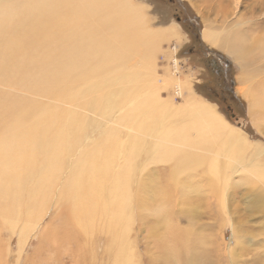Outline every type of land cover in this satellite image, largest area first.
I'll return each instance as SVG.
<instances>
[{"label":"bare ground","instance_id":"obj_1","mask_svg":"<svg viewBox=\"0 0 264 264\" xmlns=\"http://www.w3.org/2000/svg\"><path fill=\"white\" fill-rule=\"evenodd\" d=\"M20 1L0 0V70L2 69L1 50L6 51L7 47L10 48L13 44L17 45L18 42L28 37V31L31 32L34 29L33 34L40 31V25L44 24L46 19L53 17L61 4V0H25L30 3L24 8L30 10L24 11L20 6L15 5ZM67 1L71 3L75 12L85 8L81 2L90 5L88 4L89 7L85 11L68 15L71 17L67 16L72 28L63 37L66 49L61 50L60 53L45 52L40 55L38 52L40 40H34L29 48L25 46L22 67L28 75L35 73L39 82L47 75L49 77V73L55 74L50 72L53 69L50 67V62L68 68L67 75L70 76L63 78L62 84L50 85L47 78V82L40 87L39 91L55 93L59 90L62 94L69 89L67 85L71 83V80L78 83V78H81L85 84L80 89H84L91 96V100L104 102L108 112L114 113L116 110L120 112L121 104H128L130 108L127 113L123 114V111L119 113L121 121L127 124L132 121L139 133H142L143 129L146 130V132L143 131L144 133L155 135L159 133L156 138L158 141L152 146L150 154L154 157L158 153L157 161L172 162L176 176H178L177 173L180 176L182 172H185L182 175L198 177L189 186H194L195 192L204 194L203 197H198L199 202L195 203L196 199H190L185 190H181L184 185L179 188L182 192L181 198L179 195V201L181 200V203L185 204L183 206L186 211L203 210L204 202H208L211 195H217L216 198L224 197L227 195V190L232 192L238 190L237 187L241 184H245L252 187L258 186L261 190L260 192L255 189L260 193L251 195L253 203L249 200L252 204L248 205L246 210H250L251 213H264V191L261 188L264 180V146L262 144L250 142L245 130L232 125L215 109L214 105L200 98L193 97L185 107L180 108L173 103H168L160 94H157V89L142 98L139 96L149 80L150 84L151 80L155 78L158 82L156 66L152 61L156 43L164 39L166 35L179 36L175 25L168 28L148 26L144 4H136L134 0ZM254 1L255 5H264V0ZM239 2L236 0L235 3ZM101 10L106 16L100 18L98 23L100 25H95V18ZM36 17L44 19V21H39V23L35 21L33 25L25 24L26 18ZM243 18L227 24L220 30H216L214 27L212 29V23L206 20L210 29H207L205 38L211 45L223 47L232 54L240 68L244 69L241 72L247 70L248 73L253 74L259 71L264 73V41L252 30L253 27H243ZM57 38L51 40L55 47H59ZM257 49L259 52H255ZM135 56H137L138 62H141L139 67L131 62ZM74 61L79 65L73 67ZM40 65H44L45 68H37ZM145 65L147 66L146 76L144 74ZM248 73L245 76L242 75V78L240 76L238 78L242 82L243 92L247 96L250 95L249 112L263 133L264 80H258L253 84L251 81L262 74L249 77ZM170 77L171 75L166 80L172 81L173 78L170 79ZM178 85L182 90L184 83L178 82ZM185 87L189 94L192 93L191 84L187 83ZM67 97L69 96L67 95ZM24 102L31 106L26 100ZM1 104L0 95V218L13 230H15L16 222L23 220L19 230L18 252L14 254V257H21L25 246L29 243L31 232L43 217V211L52 203L49 202L51 194L56 187H60L61 198L55 204L61 206L58 205L61 208L59 218L62 221L52 224L53 227H50L47 237L43 238L42 243L47 241L48 245H54L62 241V246H65L68 242L72 245L75 240L92 242L98 239L95 230L98 227H105L108 243L118 245L120 248L115 260L121 264H133L131 250H128L130 247L126 233L129 229L127 222L132 216L135 204L134 198H132L133 176L136 172L135 159L145 148V143H141L143 139L140 137L142 140H139L129 132L110 127L104 128L96 121L88 122L83 118L76 117L70 109L63 108L59 112L60 118L63 117L64 121L56 137L37 143L36 124L40 117L47 114L48 111L43 109L27 128L24 127L26 121L22 119L20 122L15 123L14 121L15 124L7 130L5 128L1 130V124L6 116V110L1 107ZM92 105L93 108H97L94 103ZM14 108L20 110L21 105L14 106ZM19 113L18 111L15 117ZM170 121L173 123L171 122V124ZM174 121L177 122V125L174 124ZM74 126H79L82 130L85 128V135H87L88 129L98 127L100 135L95 142L83 149L73 166L68 167L64 160L60 162L61 166L68 168L69 176H66L61 172L59 159L68 147H73L83 138V136L75 134ZM154 128H159V130ZM32 138L36 143L30 144ZM124 149L131 151L126 159L129 164L121 166L119 158ZM221 159H225L224 162L218 163ZM70 164L72 163L70 162ZM234 165L238 166L234 167ZM173 171L168 179H172V175H175ZM171 176L172 178H170ZM144 180L146 181V179ZM145 181H140V185L136 191L134 190L136 194L143 188L153 191L154 184H147ZM174 181V184L169 182L167 188L173 186L172 189L176 191L177 185ZM202 185L205 187L202 188ZM157 188L159 190V187ZM248 188L242 194V198L245 200ZM174 190L170 191V195ZM220 190L222 191L219 192ZM157 193L155 195L159 194ZM24 194L27 195L26 198H24ZM139 200H136L137 208L141 209ZM158 200L157 198L155 201L157 204H153L157 221H154L155 225H152L151 232L156 227H161L164 234L169 236L173 242L165 246L161 241L157 245H160L161 248L160 246L159 248L165 251L166 259L177 252L179 258L184 256L186 264L193 263L194 261L188 255L200 257L202 255L199 250L201 248H195L198 243L195 233L182 231L178 226L169 225L165 220L168 215V212L164 211L166 204H162ZM144 206L148 208L147 205ZM235 210L238 209L235 208ZM173 225L175 224L173 223ZM211 227L216 228L213 225L206 228L212 230ZM203 234L206 238L201 241L207 243V234ZM211 235L212 243L208 250L215 247L220 250L224 247L225 243L221 239L216 240L218 238L215 237V239L213 234ZM71 236L77 237L71 238ZM234 237L239 240L236 235ZM5 248L10 253L9 244L5 242L4 245L1 241L0 251ZM61 249L58 247L54 251ZM207 254L209 255V253ZM206 255L204 254V256ZM207 261L210 264L214 262L212 259Z\"/></svg>","mask_w":264,"mask_h":264},{"label":"rangeland","instance_id":"obj_2","mask_svg":"<svg viewBox=\"0 0 264 264\" xmlns=\"http://www.w3.org/2000/svg\"><path fill=\"white\" fill-rule=\"evenodd\" d=\"M134 1L136 4H144L143 8L144 12H146L148 26L153 28H168L169 26L174 27L175 25L179 33V36L166 35L164 39L156 43V50L152 61L156 66L158 82L155 78L151 80L152 83L150 84L149 80L146 87H143L144 89L139 94L140 98L157 89V94H160L168 103H173L180 108L185 107L191 98H200L214 105L215 109L232 125L245 130L250 142H259L264 146V128H262V133L250 114V95L248 94L247 96L243 92L241 86L242 82L238 78V76H240V78L243 77L242 75L245 76L248 71L241 72L244 69L242 70V68H240L232 54L228 53L223 47L211 45L205 38L207 29H210L208 22L206 24V20L212 23V29L214 27V29L220 30V28L225 27L227 24L236 22L237 19L244 17L242 20L243 27H253L252 30L260 35V38L264 41V5H255L254 0H237L240 1L238 4L235 3L236 0H205L206 2L204 0ZM29 3L30 2L21 0L20 2H16L15 5L20 6L24 11H29L30 9L24 8L26 5H29ZM81 3L85 7L81 11H85L90 5L86 2ZM81 11H73L69 1L61 0L57 12L53 17L46 19L44 24L42 23L40 25V31L34 34V29L31 30V32L28 31V37L18 42L17 45L13 44L10 48L7 47L6 51L1 50L2 69L0 70V95L2 99L1 107L6 110V116L1 124V130L4 128L7 130L17 121H22V119L26 121L24 122V127L27 128L31 121L35 120L43 109H46L48 113L42 115L36 124V140L37 143H39L45 139L56 137L64 121L63 117L60 118L59 110L67 108L70 109L76 117L83 118L88 122L96 121L104 128L110 127L126 133L129 132L135 135L139 140L143 139L141 143H145V148L135 159L136 172L133 176L134 182L132 184V198H134L135 204L132 216L127 222L129 229L126 233L128 236L126 239L129 241L130 247L128 250H131L130 253L133 256V264L137 262L138 264H186L184 256L179 258L177 252L169 258H165V251L160 249L161 246L159 245V248L157 243L162 241L166 246L171 244L173 240L164 234L163 228L156 227L155 230L151 232L152 225L154 226L157 221L155 218L157 215L155 211H153L155 206L153 204H157L155 202L157 198L162 204H166L164 205V211L168 212V215L165 217V220L169 225L173 227L178 226L182 231L195 233L198 241L195 248H201L198 249L201 251L202 255L201 257L192 254L188 255V257L194 261L191 264H210L207 261L209 259L214 261L213 264H264V213H251L250 210H246V208L249 207L248 205L253 203L251 195L261 192L258 186L252 187L245 184H241L239 187L235 186L239 189L232 192L227 190V195H225L227 198H224L225 196L216 198L217 195H211L208 202H204L203 210H197V212L186 211V208L183 206L185 204H182L181 200L179 201V195L180 198L182 195L181 190H185L188 197L190 196V199H196L195 203L199 202L197 200L198 197L204 196L201 192H195L194 189L196 188L194 186H189L194 182L193 180L198 177L193 178L189 175H182V173H185L182 172V176L180 175L184 178L182 179L178 173V176H176V171H173L172 162L157 161L158 153L154 157L150 154L152 146L158 141L156 138L159 133H156V135L153 133H144L143 131L146 132L144 129L142 133H139L132 121H130L129 124L121 121L119 113L123 111V114H126L130 108L128 104H121L120 112L117 110L114 111V113H112V111L108 112L104 102L91 100V96H89L84 89H80L85 84V81L81 78H78V83L71 80V83L67 85L69 89L65 90L62 94H60L59 90L55 93L52 91H39L40 87L47 82V78L50 85L62 84L64 81L63 78L70 76L67 75V66L62 67L60 64H53L50 62V67L53 68L50 72L55 74L49 73V77L47 75L40 79V82L35 73L28 75L23 69L22 57L23 53L26 51L25 46L29 48L34 40H40L38 49L40 55L45 52L60 53L61 50L66 49L63 37L66 36L65 34L72 28L71 22H69L67 16L78 14ZM105 16L106 15H104L101 10L95 18V25H100L98 24L100 18H105ZM35 21L39 23V21L43 22L44 19H39L38 17L26 18L25 24L33 25ZM54 38H57L56 41L59 47L52 45L51 40ZM158 38H161V36H158ZM15 49L16 51H14ZM255 52H259V50L257 49ZM131 62L135 63L136 67H139L141 64V62H138L137 56H135ZM77 65H79V63L74 61L73 67ZM40 67L45 68L44 65H40L37 68ZM146 67L145 65V76L147 73ZM61 69L63 70L60 71ZM74 72L77 73L76 71ZM261 74V79L258 77L251 81V83L255 84L258 80H264V73L260 71L256 74L249 72V77ZM170 75V79L173 78V80H166ZM178 82L184 83L182 90L178 87L180 86ZM187 83L191 84L192 93L190 94L189 91H187V87H185ZM67 95L69 97H67ZM25 100L29 102L31 106H28L24 102ZM92 103H94L97 108H93ZM17 105H21L20 110H15L14 106ZM18 111L20 113L15 117ZM171 122L173 123V121H170V123ZM174 124L177 125V122L174 121ZM73 128L75 134L80 137L83 136V138L80 142H76L73 147H68L66 152L63 153L59 159V165L62 168L61 172L66 176H69L68 168L66 166H61L60 162L64 160L68 167H71V165L73 166L74 162H77V157L83 152V149L91 145L92 142H95L100 135L98 127L88 129L86 131L87 135H85V128L84 130L79 126H74ZM157 130H159V128ZM140 137L142 139H140ZM32 142H35L33 138L30 144ZM130 152L131 151L128 149H124L121 152L119 158L121 166L129 164V161L127 162L126 159ZM224 160L225 159H221L218 163H223ZM70 162L72 164H70ZM235 166L238 165H234V167ZM171 171L175 173V175H172L173 178L176 180L178 179L179 182L178 180L177 182L176 180H172V176L170 177L172 179H168ZM144 179H146V181ZM142 180L147 184H154V192L143 188L138 190L136 194L134 190L136 191ZM173 181L177 185L176 191L172 189L173 186L167 188L169 182L172 184ZM258 184L260 183L258 182ZM261 185L260 187L263 188L264 191V180ZM182 186L183 189L180 190L179 188H182ZM157 187H159V190ZM204 187L205 185H202V188ZM247 188L248 195L245 200L242 198V194ZM255 189L260 190V192ZM171 190L174 191L170 195ZM60 191V187H56L51 194L49 202L52 203L43 211V217L38 221L37 227L31 232L28 240L29 243L25 246L20 258H15L14 254L18 252L19 230L22 225L21 221L23 220L17 221L15 230H13L0 218V242L2 241L4 245L6 242L10 246V253L6 251V248L0 251V264H121L119 261L115 260L116 254L120 252V248L118 245H111L108 243V235L105 227H98L95 230V235L98 239L92 242L75 240L72 245L68 242L69 244L67 243L68 245L65 244V246H62V241L54 245H48L47 241L42 243L44 241L43 238L47 237V232L50 230V227H53L52 224L62 221V219L59 218L61 208L58 207L59 204H55L56 201L61 198ZM221 191L222 190L219 192ZM151 193L154 195L157 193L161 196H154ZM23 196L24 198L27 197L26 194ZM138 199H140L139 203L140 208L142 207L141 209L137 208L136 200ZM164 199L165 201L163 202ZM249 200L252 203H250ZM238 202H241V204H238ZM144 205H147L148 208ZM234 207L238 210H235ZM173 223L175 225H173ZM209 225L216 226V228L214 229L211 227L212 230H207ZM182 231L180 230V232ZM203 233L207 234V243L201 241V239L206 238ZM211 234H213L214 238H218H215L216 240L221 239V241L225 243L224 247H222L223 249L220 248L219 250L215 247L212 248V250H208L212 243ZM234 235H236L239 240H237ZM76 237L77 236H71V238ZM221 246L223 245L221 244ZM58 247L62 249L55 252L54 249ZM87 249L90 250L87 251ZM207 253H209V255ZM204 254L207 255L204 256Z\"/></svg>","mask_w":264,"mask_h":264}]
</instances>
